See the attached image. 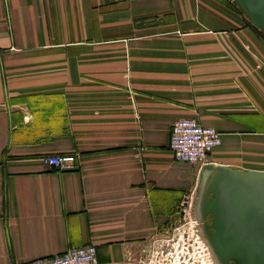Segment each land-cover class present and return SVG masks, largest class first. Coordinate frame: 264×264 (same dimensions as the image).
Wrapping results in <instances>:
<instances>
[{"label":"crops","instance_id":"1","mask_svg":"<svg viewBox=\"0 0 264 264\" xmlns=\"http://www.w3.org/2000/svg\"><path fill=\"white\" fill-rule=\"evenodd\" d=\"M181 119L220 134L208 164L262 170L264 39L231 1L0 0V264H137L199 186Z\"/></svg>","mask_w":264,"mask_h":264},{"label":"water","instance_id":"2","mask_svg":"<svg viewBox=\"0 0 264 264\" xmlns=\"http://www.w3.org/2000/svg\"><path fill=\"white\" fill-rule=\"evenodd\" d=\"M229 1L264 35V0ZM191 214L215 264H264V172L203 166Z\"/></svg>","mask_w":264,"mask_h":264},{"label":"built area","instance_id":"3","mask_svg":"<svg viewBox=\"0 0 264 264\" xmlns=\"http://www.w3.org/2000/svg\"><path fill=\"white\" fill-rule=\"evenodd\" d=\"M145 2L150 0H137ZM220 134L211 128H205L197 124L194 120L181 119L176 121L171 127L168 148L177 163L189 165H206L208 164V155L212 150L219 146ZM75 155L51 156L43 159L44 165L54 171H68L74 170ZM264 172V164L261 170ZM193 194L186 198L184 205L187 210L183 209V218H180L178 223L185 222L186 218L190 217L191 203ZM183 206V205H182ZM188 211V213H186ZM168 233L167 231L165 232ZM195 233H198L197 226H195ZM191 236H194L192 232ZM197 239V237H195ZM203 250L201 249V252ZM146 255L140 258L137 264H150L153 255L149 257V251ZM157 254L155 258H157ZM147 256V257H146ZM8 264H15L12 261ZM24 264H99L96 256L95 246L89 244L82 247H70L64 253L47 259H36Z\"/></svg>","mask_w":264,"mask_h":264},{"label":"rangeland","instance_id":"4","mask_svg":"<svg viewBox=\"0 0 264 264\" xmlns=\"http://www.w3.org/2000/svg\"><path fill=\"white\" fill-rule=\"evenodd\" d=\"M183 209L187 210L184 204L178 209L180 218H183ZM178 221L148 250V259L153 255L150 264H215L203 238L199 236V233H195L197 217L190 211V217L186 218L185 222L178 223ZM192 232L194 236H191ZM156 253H158L157 258H155Z\"/></svg>","mask_w":264,"mask_h":264},{"label":"flooded vegetation","instance_id":"5","mask_svg":"<svg viewBox=\"0 0 264 264\" xmlns=\"http://www.w3.org/2000/svg\"><path fill=\"white\" fill-rule=\"evenodd\" d=\"M206 220H207V223L210 224V222H211V217L208 216V217L206 218ZM230 264H235V263L231 262Z\"/></svg>","mask_w":264,"mask_h":264},{"label":"trees","instance_id":"6","mask_svg":"<svg viewBox=\"0 0 264 264\" xmlns=\"http://www.w3.org/2000/svg\"><path fill=\"white\" fill-rule=\"evenodd\" d=\"M257 32H259L258 30H256ZM259 34L262 36V38L264 39V35L263 34H261L260 32H259Z\"/></svg>","mask_w":264,"mask_h":264}]
</instances>
